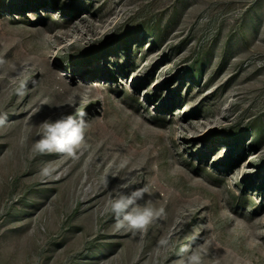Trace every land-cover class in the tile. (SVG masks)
Segmentation results:
<instances>
[{
	"label": "rangeland",
	"instance_id": "rangeland-1",
	"mask_svg": "<svg viewBox=\"0 0 264 264\" xmlns=\"http://www.w3.org/2000/svg\"><path fill=\"white\" fill-rule=\"evenodd\" d=\"M0 59V264H264V0H0ZM77 110L87 149L32 151ZM125 179L165 210L135 236Z\"/></svg>",
	"mask_w": 264,
	"mask_h": 264
},
{
	"label": "clouds",
	"instance_id": "clouds-1",
	"mask_svg": "<svg viewBox=\"0 0 264 264\" xmlns=\"http://www.w3.org/2000/svg\"><path fill=\"white\" fill-rule=\"evenodd\" d=\"M4 61L0 59V65ZM24 84L21 82L17 92L23 94ZM69 103H74L70 100ZM87 113L77 110L75 114H60L55 119L48 118L39 125L40 134L32 145V151L35 154L43 155L49 153H58L62 156L75 158L81 150L87 149L86 132L89 123L86 120ZM8 123V113L0 112V127ZM125 165L121 164V168ZM54 172L50 162H45L40 175L48 177ZM107 187L108 181H104ZM131 181L117 184L109 193L107 211L114 218V229L131 233L135 236L137 233L145 232L155 221L164 215L163 208H156L150 202L141 204L145 199V194L149 192L147 186L135 188L127 191ZM161 246H167L168 240L162 239ZM207 244V242H206ZM205 245L192 248L186 245L178 253L179 259L175 264H203V251Z\"/></svg>",
	"mask_w": 264,
	"mask_h": 264
}]
</instances>
